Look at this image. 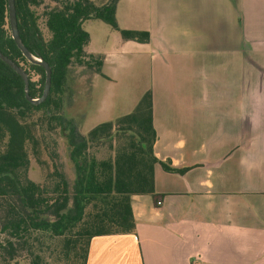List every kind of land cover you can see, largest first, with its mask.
<instances>
[{"label":"crops","instance_id":"0c3cea01","mask_svg":"<svg viewBox=\"0 0 264 264\" xmlns=\"http://www.w3.org/2000/svg\"><path fill=\"white\" fill-rule=\"evenodd\" d=\"M134 4L150 41L118 49L150 50L153 153L189 169L156 164L135 233L92 238L86 264H264V0Z\"/></svg>","mask_w":264,"mask_h":264},{"label":"trees","instance_id":"16d2710c","mask_svg":"<svg viewBox=\"0 0 264 264\" xmlns=\"http://www.w3.org/2000/svg\"><path fill=\"white\" fill-rule=\"evenodd\" d=\"M56 2L42 13L50 34L45 39L35 11L40 0H14L23 45L51 68L46 99L30 104L21 77L0 60V264H86L92 238L135 233L131 196H155L156 164L169 173L189 169L173 168L153 153L156 132L150 90L131 112L100 123L85 135L64 118L66 72L75 63L90 66L93 59L85 61L89 36L81 28L84 21H102L123 42L146 44L150 35L145 30L119 28L118 0L99 5L91 0ZM0 52L25 71L29 96L39 98L45 72L29 63L11 38L7 0H0ZM95 64V72L100 73L102 61ZM35 113L40 117L32 119ZM43 125L47 131L58 126L64 132L70 177L53 160ZM28 151L47 169L42 182L27 177Z\"/></svg>","mask_w":264,"mask_h":264},{"label":"rangeland","instance_id":"374dc122","mask_svg":"<svg viewBox=\"0 0 264 264\" xmlns=\"http://www.w3.org/2000/svg\"><path fill=\"white\" fill-rule=\"evenodd\" d=\"M56 1L59 0H40L39 7L35 8L40 16L39 28L45 39H48L50 34L44 25L42 13L52 7ZM91 1L99 5L108 0ZM139 1L136 0V2ZM133 2L135 3V0H124L123 2L127 5L128 11L129 7H132L128 12L131 15L127 17L125 14L121 18L118 14V18L116 17L121 29H143L148 25L147 14L135 15ZM120 5L122 7V3ZM81 28L89 36V44L85 49V61L87 62L91 57L93 59L89 60L90 66L75 63L68 68L61 114L73 123L80 135H85L96 125L114 121L117 117L132 111L143 92L152 86L149 66L151 53L145 46L135 43L124 51L119 50L118 47L121 44L119 34L100 20H86ZM106 53L109 54L111 61H115L113 62L115 67H104L103 69L101 65L100 73H96L95 62L102 61L103 64V54ZM32 79L35 80L36 77L33 76ZM39 117L40 114L35 113L32 119ZM41 130L49 150L55 155L52 156L53 160L61 164L70 177L72 170L67 164L64 132L58 126L47 131V127L43 125ZM28 157L27 177L35 182H42L46 167L38 164L30 151H28ZM43 158L46 157L43 156Z\"/></svg>","mask_w":264,"mask_h":264},{"label":"water","instance_id":"95a60500","mask_svg":"<svg viewBox=\"0 0 264 264\" xmlns=\"http://www.w3.org/2000/svg\"><path fill=\"white\" fill-rule=\"evenodd\" d=\"M7 6H8V20H9V28H10L11 38L13 39L17 48L21 51L23 57L29 63L42 67L44 72H45V82H44V87H43V91H42L41 96L39 98H36V99H32L29 96L28 76L20 66H18L16 63H14L12 60H10L5 55H3L1 52H0V60L3 61L4 63H6L8 66H10L21 77L23 84H24V96H25L26 100L32 105H39L40 103H42L46 99V97L49 93L50 82H51V68L41 57L32 54L23 45V43L20 39L19 33H18V29H17L14 0H7Z\"/></svg>","mask_w":264,"mask_h":264},{"label":"built area","instance_id":"2783aa9c","mask_svg":"<svg viewBox=\"0 0 264 264\" xmlns=\"http://www.w3.org/2000/svg\"><path fill=\"white\" fill-rule=\"evenodd\" d=\"M157 204H160V202H157Z\"/></svg>","mask_w":264,"mask_h":264}]
</instances>
